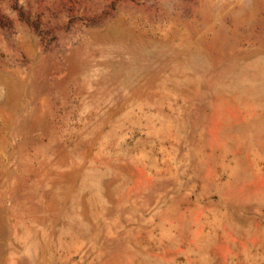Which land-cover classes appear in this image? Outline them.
<instances>
[{
  "label": "rangeland",
  "instance_id": "1",
  "mask_svg": "<svg viewBox=\"0 0 264 264\" xmlns=\"http://www.w3.org/2000/svg\"><path fill=\"white\" fill-rule=\"evenodd\" d=\"M0 264H264V0H0Z\"/></svg>",
  "mask_w": 264,
  "mask_h": 264
}]
</instances>
